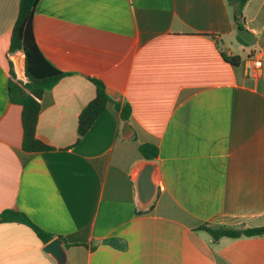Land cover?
<instances>
[{
	"label": "crops",
	"instance_id": "1",
	"mask_svg": "<svg viewBox=\"0 0 264 264\" xmlns=\"http://www.w3.org/2000/svg\"><path fill=\"white\" fill-rule=\"evenodd\" d=\"M18 5L0 0V212L60 236L68 264H264V235L214 241L199 228L264 225V0L242 9L254 43L237 38L228 0H38L37 46L66 74L41 97L36 136L51 149L36 152L21 148L9 98ZM92 78L130 105L129 136L112 105L77 140ZM144 142L158 146L160 176L139 209ZM44 244L0 222V264H55Z\"/></svg>",
	"mask_w": 264,
	"mask_h": 264
},
{
	"label": "trees",
	"instance_id": "2",
	"mask_svg": "<svg viewBox=\"0 0 264 264\" xmlns=\"http://www.w3.org/2000/svg\"><path fill=\"white\" fill-rule=\"evenodd\" d=\"M232 4V19L236 29L243 28L242 9L247 0H228ZM38 0H19L18 12L14 21L8 46V53L23 52L25 54V70L27 81L22 82L15 78L11 64L13 78L9 81V98L11 102L21 106V148L27 152L45 151L51 147L36 136V124L41 110V97L66 73L51 64L37 46L34 30L33 15ZM237 38L246 43L238 34ZM225 61L232 65L240 62L238 54L228 55L222 51ZM95 85V95L82 109L77 120V140L83 136L97 116L106 108L111 107L119 114L122 121L128 120L131 107L128 103L120 105L111 95L106 93V86L97 79H91ZM141 157L153 161L158 156V146L151 142H144L138 146ZM141 212V211H139ZM19 222L30 227L39 240L46 243L54 234L42 229L33 222L24 212L17 209H4L0 212V222ZM205 230L216 241L221 237L238 238L264 235L262 226H233L227 224H202L199 227ZM66 246L68 244L66 243Z\"/></svg>",
	"mask_w": 264,
	"mask_h": 264
},
{
	"label": "water",
	"instance_id": "3",
	"mask_svg": "<svg viewBox=\"0 0 264 264\" xmlns=\"http://www.w3.org/2000/svg\"><path fill=\"white\" fill-rule=\"evenodd\" d=\"M237 34L249 43L255 42L254 34L245 28L237 29ZM13 64L15 78L22 82L27 81L25 70V54L17 52L10 55ZM106 93L112 95L110 89ZM131 126L128 120H124L121 126V136L127 137L131 134ZM160 176L159 163L156 161H141L137 164L133 180L135 183L137 206L139 209L148 208L154 201L157 193ZM42 250L54 261L55 264H68V251L64 240L60 236L53 237L47 241Z\"/></svg>",
	"mask_w": 264,
	"mask_h": 264
},
{
	"label": "built area",
	"instance_id": "4",
	"mask_svg": "<svg viewBox=\"0 0 264 264\" xmlns=\"http://www.w3.org/2000/svg\"><path fill=\"white\" fill-rule=\"evenodd\" d=\"M253 64H254V66H260L261 65V61L260 60H255V61H253Z\"/></svg>",
	"mask_w": 264,
	"mask_h": 264
}]
</instances>
